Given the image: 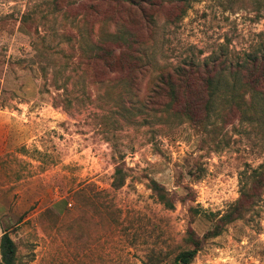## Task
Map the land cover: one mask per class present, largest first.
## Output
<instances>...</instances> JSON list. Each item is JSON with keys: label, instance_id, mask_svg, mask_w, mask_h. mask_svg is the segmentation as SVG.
I'll list each match as a JSON object with an SVG mask.
<instances>
[{"label": "rangeland", "instance_id": "1", "mask_svg": "<svg viewBox=\"0 0 264 264\" xmlns=\"http://www.w3.org/2000/svg\"><path fill=\"white\" fill-rule=\"evenodd\" d=\"M82 1L85 9L92 0ZM53 2L0 0V241L7 230L17 244L16 264H150L153 253L155 264L171 262L189 249L188 232L207 236L254 177L262 184L254 200L239 203L243 217L203 239L193 264H264V108L251 109L264 101L246 95L247 106L242 100L238 109L221 99L220 112L208 117L203 107L185 111L191 96L159 108L147 124L110 121L105 128L101 119L117 98H109L98 76L83 82L70 70L73 106L56 108L57 94L39 74L49 62L40 60L37 39L57 43L61 24L52 17ZM160 3L147 45L152 67L188 57L225 64L264 56V0ZM100 13L97 26L100 18L117 21L124 14ZM130 29L151 35L137 25ZM145 79L142 88L151 75ZM125 104L132 108L130 98ZM121 157L131 172L115 191ZM152 179L171 192L174 210L158 201ZM81 190L79 208L63 203ZM103 193L120 210L121 223L115 207L104 212Z\"/></svg>", "mask_w": 264, "mask_h": 264}, {"label": "trees", "instance_id": "2", "mask_svg": "<svg viewBox=\"0 0 264 264\" xmlns=\"http://www.w3.org/2000/svg\"><path fill=\"white\" fill-rule=\"evenodd\" d=\"M161 1L92 0L85 11L82 0H54L52 17L55 21L60 19L61 24V31L54 36L57 43L47 45L46 39L40 34L37 38L42 48L40 60L49 62L47 67L40 65L39 74L51 83L57 94L53 106L66 110L73 106L74 100L68 96L71 94V76H67L70 70L79 73L83 82L93 74L98 76L109 98H117L108 105V111L101 119V125L105 128H108L110 121L119 125L147 124L157 117L159 108L172 107L179 99L191 96L195 98L183 106L185 111L203 107L208 117L220 112L221 99H229L230 107L238 109L243 106L242 100L247 106L246 95L253 100L260 97L264 101V56L247 54L243 61H227L225 64L215 58L197 62L188 57L184 63L152 67L148 61L150 48L147 45L155 29L152 11L160 7ZM180 2L188 4L189 0ZM101 8H107V11L118 10L124 14L117 21L111 16L100 18L97 26L95 17L101 15ZM133 25L147 33L151 32L150 37L132 32L130 27ZM51 71L54 75L52 80L49 78ZM148 74L151 79L142 88ZM126 98L132 100V108H125ZM257 106L264 108V105L252 102L251 109ZM130 172L123 157L116 161L112 183L115 191L126 185ZM261 184L260 179L254 177L253 185L242 193V199L254 200V191ZM149 187L167 210L175 209L176 200L169 190L154 179L150 180ZM82 191L74 192L63 203L69 205L73 202L74 207L79 208ZM100 196L104 212L111 206L116 208L109 196L104 193ZM242 199L238 201L237 207ZM237 207L219 219L215 228L203 239L221 235L225 224L241 219L242 209ZM115 210L118 212V222L121 223L120 210L118 207ZM191 212L200 216L197 209H191ZM203 239L196 238L195 233L189 231V249L179 252L171 262L163 260L160 264H193ZM0 254V264H16L17 244L7 230L0 241ZM148 261L155 264L159 257L153 253Z\"/></svg>", "mask_w": 264, "mask_h": 264}]
</instances>
